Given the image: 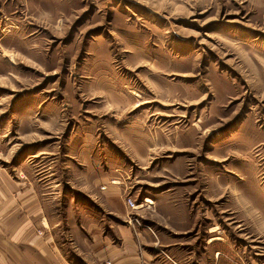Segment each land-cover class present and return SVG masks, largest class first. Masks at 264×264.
Returning a JSON list of instances; mask_svg holds the SVG:
<instances>
[{"label":"rangeland","instance_id":"1","mask_svg":"<svg viewBox=\"0 0 264 264\" xmlns=\"http://www.w3.org/2000/svg\"><path fill=\"white\" fill-rule=\"evenodd\" d=\"M0 166L70 237L264 264V0H0Z\"/></svg>","mask_w":264,"mask_h":264},{"label":"crops","instance_id":"2","mask_svg":"<svg viewBox=\"0 0 264 264\" xmlns=\"http://www.w3.org/2000/svg\"><path fill=\"white\" fill-rule=\"evenodd\" d=\"M42 200L33 182L0 166V264L173 262L157 250L154 237L146 231L136 237L125 224L111 226L110 233L95 223L81 224L80 234L70 237L68 228L56 229L59 224L53 225Z\"/></svg>","mask_w":264,"mask_h":264},{"label":"built area","instance_id":"3","mask_svg":"<svg viewBox=\"0 0 264 264\" xmlns=\"http://www.w3.org/2000/svg\"><path fill=\"white\" fill-rule=\"evenodd\" d=\"M127 204H128V206H130V208L137 209V206L135 205V202L132 199H129L127 201ZM135 222H137V221H135ZM137 223H139V222H137Z\"/></svg>","mask_w":264,"mask_h":264},{"label":"bare ground","instance_id":"4","mask_svg":"<svg viewBox=\"0 0 264 264\" xmlns=\"http://www.w3.org/2000/svg\"><path fill=\"white\" fill-rule=\"evenodd\" d=\"M140 208V207H137V209Z\"/></svg>","mask_w":264,"mask_h":264}]
</instances>
